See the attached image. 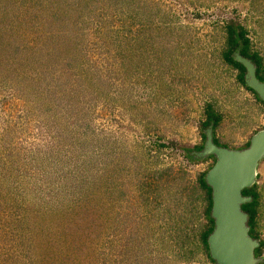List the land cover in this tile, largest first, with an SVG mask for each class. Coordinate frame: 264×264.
Listing matches in <instances>:
<instances>
[{
    "label": "rangeland",
    "instance_id": "1",
    "mask_svg": "<svg viewBox=\"0 0 264 264\" xmlns=\"http://www.w3.org/2000/svg\"><path fill=\"white\" fill-rule=\"evenodd\" d=\"M230 19L264 65V0H0V264H215V159L178 147L208 104L222 146L264 128L222 55ZM255 185L264 257V159Z\"/></svg>",
    "mask_w": 264,
    "mask_h": 264
},
{
    "label": "water",
    "instance_id": "2",
    "mask_svg": "<svg viewBox=\"0 0 264 264\" xmlns=\"http://www.w3.org/2000/svg\"><path fill=\"white\" fill-rule=\"evenodd\" d=\"M235 59L245 67L246 85L264 102V81L257 77L254 63L238 52ZM205 135L203 148L196 154L213 155L215 159L205 175L211 187L214 220V228L207 237L209 256L215 264H259L264 259L255 253L260 241L250 235L248 214L242 209L252 198L242 191L256 183L258 168L264 159V128L255 132L248 146L241 149L217 145L211 127Z\"/></svg>",
    "mask_w": 264,
    "mask_h": 264
},
{
    "label": "trees",
    "instance_id": "3",
    "mask_svg": "<svg viewBox=\"0 0 264 264\" xmlns=\"http://www.w3.org/2000/svg\"><path fill=\"white\" fill-rule=\"evenodd\" d=\"M225 32L226 37L224 41V49L222 52L224 60L229 63L233 68L237 69L238 71V80L240 83L249 91H251L256 100L264 106V102L258 97L257 93L248 87L244 81V74H245V67L235 59V53L238 52L241 55L249 58L256 67V74L257 77L264 81V65L262 56L255 50L251 48V40L247 34L246 28L241 25L237 20L230 19L225 23ZM221 120V115L217 113L211 104L206 105L205 107V120L200 126V132L202 136V143L199 145L194 146H179L178 149L182 151L184 154L187 162L189 163H196L201 160H205L208 158H213V155L206 156V157H199L196 152L200 151L203 148V144L205 141V131L208 127H211L213 133V141L217 144L222 146L217 137H216V129ZM249 141L245 144V146L241 148L247 147ZM239 148V149H241ZM208 171V170H207ZM206 172L199 175L198 178V185L204 191L205 199L207 201V205L204 209V215L207 219V225L203 228L200 232V243L202 244L206 255H208L209 259L214 262L213 259L209 256L208 251V244H207V237L211 233L214 228V220L211 217V207H212V198H211V187L206 183L205 175ZM242 193L247 196H251V201L242 205V209L247 212L248 214V225L250 227L249 233L253 238L258 237L255 233V217H256V206L258 204V193L256 191V185L254 184L251 187L243 189ZM262 245V241H260V246ZM256 255H260V247L255 250Z\"/></svg>",
    "mask_w": 264,
    "mask_h": 264
}]
</instances>
